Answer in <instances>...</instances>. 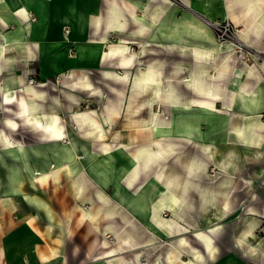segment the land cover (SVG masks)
I'll return each instance as SVG.
<instances>
[{"label": "crops", "instance_id": "0c3cea01", "mask_svg": "<svg viewBox=\"0 0 264 264\" xmlns=\"http://www.w3.org/2000/svg\"><path fill=\"white\" fill-rule=\"evenodd\" d=\"M180 1L183 7L165 0H113V4L110 3L114 6L111 15L115 20V43L109 44L101 32L94 38L90 36L92 21H100V27L103 24V12L91 0H0V106L4 114L8 113L7 109L13 113L3 116L0 131L12 143L21 148L25 146L24 154L18 157L5 150L0 141L1 152L5 158L22 161L28 178L37 186L35 179L42 176V172L46 176L49 172L53 174L54 168L51 164L48 167V163L55 157V150L60 149L56 143H64L62 139L67 141L75 137L86 141L93 151L99 150L92 149V144H104L110 139L111 131L103 140L105 125H110L117 110H112L108 101L119 109L113 116V130L124 111L135 107L140 97H150L149 105L142 108L153 107V116L146 121L149 125L144 127L149 137L147 144L156 139L194 143L189 152L177 153L175 157L170 156L171 145L163 143L169 160H173L178 169L164 166L165 172L158 174L159 181L148 178L144 183L149 182V187L145 184L137 189L146 193L139 194L136 190L122 195V190L129 188L122 186L121 175L138 162L132 158L128 168L126 164L120 165L121 149L111 154H88L86 150L79 153L73 140V150L77 154L87 155L90 161L96 153L102 162L101 175L96 173V166L79 174H87L89 181L84 178L85 185L89 189L93 185L100 192L113 188L115 204L127 209L132 219L147 232L142 247L154 242L153 231L159 232L150 211L158 182L177 193L188 180L184 167L194 170L190 173L196 175V185L201 187L202 177L206 176L208 182L204 187L211 192V197L205 200V205L196 199L194 210L186 203H175V214L164 212L167 219L175 217V222L178 220L188 230L168 233L172 223L167 232H162V236L165 234L171 239L169 249L162 259L147 264H264V0H194L198 7L193 9L187 5L188 0ZM225 18L232 21L235 33L233 39L224 41L227 47L222 49V42L215 40V32L205 21ZM64 27L70 29L68 39H64ZM70 39H76V54L72 46L70 51L73 52L67 55L66 50L72 45ZM86 40L102 45L89 44ZM246 51L248 55H244ZM154 61L161 62V84L150 75L146 80L152 81L153 88L124 81L127 74L112 71L128 70L132 74L137 66ZM33 70H36L35 75ZM29 76L35 78L33 83L28 82ZM160 97L163 101L159 110L170 115L168 121L153 120L157 119L154 113L156 99ZM78 107L95 109L97 116L95 112H73ZM100 127L104 130L102 135L97 133ZM154 128L159 132H154ZM27 143L35 145L29 147ZM65 145H62L65 152L72 151L71 146ZM164 158L167 163V157ZM36 159L44 160L37 166L44 169L31 166L30 160ZM158 160L154 158L152 163ZM208 163L214 173L205 175L203 171ZM29 167L37 174L32 176ZM82 167L83 164L78 165L77 172ZM133 169L136 171V167ZM145 170L150 174V168ZM138 171L142 176L144 170ZM16 175L20 179L14 183ZM60 176H64L63 173ZM8 179L3 188L0 187V194L7 195L8 191L9 195H22L27 204L41 210L48 230L56 227L57 233H63L60 230L63 223H57L56 209L50 200L23 191L20 174H10ZM13 186L16 188L12 189ZM134 196L145 201L146 210L133 199ZM82 197H86L85 192ZM203 207L209 211L202 225L191 228L189 225L197 222L198 214H203L198 208ZM87 210L96 217L93 208ZM193 211L194 218L190 215ZM231 213L233 217L228 218ZM82 217L90 221L88 216L83 214ZM90 223L89 231L97 232ZM18 233L11 232V228L4 231L0 237L3 248L10 247L6 240L14 239ZM98 244V238L94 237L85 249V258L98 259L94 264H113L111 256L115 261L123 257L106 243L96 252ZM134 254L135 264H139V251ZM11 255L4 254V264H9ZM24 261L16 264H30ZM35 264L69 262L67 257L51 248L48 257L38 255Z\"/></svg>", "mask_w": 264, "mask_h": 264}, {"label": "rangeland", "instance_id": "374dc122", "mask_svg": "<svg viewBox=\"0 0 264 264\" xmlns=\"http://www.w3.org/2000/svg\"><path fill=\"white\" fill-rule=\"evenodd\" d=\"M78 1L83 2V0H78ZM85 2H87V0H85ZM91 2L95 4L97 7L101 8L103 12V16H101V23L103 20V24H101L100 27L99 26L100 21H92L90 26V36L94 38L98 35L99 32H101V34H104L106 36V37L104 36V39H106L107 43L109 44L115 43L114 42L115 20L113 15H111V13L113 14V9H114V6L112 5L113 0H91ZM166 3H171L174 6L183 7L180 0H168ZM205 22L212 28L211 25L212 20H207ZM233 29H234V25H233ZM69 30L70 29L68 27H67V31L63 29V32L65 34L64 39H68L67 37ZM70 40L72 45H69V47L67 48L66 50L67 55L69 52L72 53L73 51H75L76 54V47H75L76 39H70ZM215 40L218 42L217 39ZM79 41L82 42L84 40H79ZM85 42L89 44L90 43L98 44L100 45V47L102 45L94 40L93 41L86 40ZM128 44H129L128 49L131 50L130 49L131 45L130 43ZM226 45H227L226 43L222 42L221 44L222 49L227 47ZM71 47L73 48V51H70ZM90 55H94V54H90ZM33 71L35 72V73L33 72V74L35 75L36 70ZM112 71L119 75L127 74L126 78L123 79L124 81L131 80L133 82L151 86V88H153L154 84L152 83V81L151 83L150 82L148 83V81L146 80L147 77L152 75L153 79H157L159 81L158 83L161 84V62L159 61L147 63L145 66L139 65L136 67L134 73L132 74L128 70H123V71L112 70ZM119 80L123 81L122 79H118L117 81ZM207 97L209 96H206L205 98ZM149 99L150 97H140L139 102L137 105H135V107L133 108L129 107L127 111L123 112L120 121L117 122L116 128H114L113 130H111L113 127V116H115L118 113L119 109L116 106H114V104L111 105L110 101H108L112 110L116 109L117 113L113 114L110 125L109 124L105 125L106 132H105V138L103 140H105L108 137L109 131H111L110 139H108L104 144L101 143L99 145H95V144L91 145L92 149L99 151L91 150L89 144L86 143V141L84 142L83 140L76 139L75 137L72 136L71 131L68 130L71 136L73 137L72 140H75L77 144V152L79 153L86 150L88 154L92 152L111 154L112 152L115 151H117L118 153V151H120L119 149H121L120 151L121 153L118 154L120 156L119 158L120 165L126 164L127 166L132 158H134L138 162V165L134 164L131 165L129 168L127 166L128 169H126L121 175L122 178L120 180L122 186L129 188V189H123L122 195H129L131 194V191L135 192L138 188L142 189L141 187L145 184H147V187H149V182L144 183V181H146L148 178L152 179L153 177H158L159 176L158 174L165 172L164 166L169 165L172 170L178 169V165L174 166L173 160H169L168 153H166L167 151L164 149L163 143H166V145L167 143L171 145L172 153L170 156L172 157L178 155L177 153L183 154L185 152H189L192 148V145L194 144L190 141H186V143L184 142L179 143V139H176L177 141L171 140V142L173 141V143L171 142L169 143L168 140L164 141L161 139H156L153 142L151 141V143L153 144L155 143L154 144L155 146H152L150 142L147 144V139L149 137H147L148 134L147 131H145L144 127L149 125L146 121H148L153 116L152 113L153 107L152 106L151 108L147 107L145 108V110H143L142 108L144 105L147 104L149 105L148 102ZM162 99L163 97H160V100L156 99V102L158 104L154 116L157 119L156 120L153 119L154 121H158L159 119H161L162 121L169 120L170 115L167 112L163 113L162 110L161 111L159 110L160 103L163 101ZM155 106L156 104L154 105V108ZM7 111L8 113H5L7 114V116L13 115L11 109H7ZM76 111L95 112L96 116L98 113L95 109L83 110L80 109L79 107L76 108L75 111L73 112ZM5 114L3 113V108L0 106V127H2L1 121H3L2 118ZM155 123L160 124L162 122H155ZM152 126L160 127V125H152ZM74 129L77 130L80 135H82L81 131L75 128V126ZM137 129H139L140 131L139 134H137L138 131ZM154 132L156 133L159 132V129L154 128ZM86 140L90 141L89 139ZM62 141H64V143L61 144L56 143V145H58L60 149L55 150L56 155L53 158V160H51L48 163V167L51 164L52 167L54 168L55 162L56 163L62 162L63 165H66L67 163L66 160L61 158L62 154L65 152L62 146L65 144V139H62ZM26 145L31 147L34 146L35 143H27ZM23 147H25L24 144ZM2 148H3L2 145H0V187L5 185L10 180L8 179L10 174L11 175H13L14 173L20 174L23 180V185H22L23 191L27 192V194L30 193L29 195L31 194H33L32 196L35 195L34 197L37 196L41 199L43 198L46 201L50 200L49 202H51L54 205L56 209L55 215H56L57 223L58 224L63 223V226H60V230H62L63 233H57L56 231L57 230L59 231V229H57L56 227H53L51 230L50 229L48 230L47 226H45V220L42 218L41 210L35 208L32 205L27 204L25 202L26 200L23 198L22 195H11V194L9 195L8 191L5 190L7 191L6 193L7 195H4V193L0 194V237L2 233L8 230L9 228H11V232L18 231L19 233L16 234V237L14 239L6 240L8 243L11 244L10 247L3 248V244H2L3 241L0 240V255H1L0 264H4L3 261L5 260L4 254L7 255L12 254L11 257L9 258L10 259L9 264H16V262L18 261H21V263H25L24 260L28 261L30 264H35L37 262L38 255L40 258L48 257L51 248L56 249L61 255L67 257L69 264H94L98 259H94L93 257L85 258V249L89 247L90 240H92V238L94 237H97L99 242L96 252H98L100 249H103L104 248L103 245L106 243L107 246H111L112 248H114L115 252H118V255L121 254L123 256L122 258H120V260H116V261L113 260L112 259L113 256H111L110 261H112L113 264H135L136 255L134 253L137 251H139L138 254L139 264H145V263L147 264L148 262H153L154 260L158 261L159 259H162L163 255L169 249L171 239L170 237L165 236V234L162 236V232L164 230L160 228H159L160 234L158 231H153V233L156 235V237L154 238V242L151 243L150 245L146 243V245H143L141 247L140 245L142 243H145L146 241L144 240V238H146L144 236H146L147 232H145V229L142 226H140L139 223H137L135 220L132 219L130 213L126 211L127 209L124 210V208H122L118 203L115 204L116 203L115 201L117 200L112 197L113 188L108 187L100 192V190H98L97 187H94L93 185L91 186L90 189L88 185L87 186L85 185V179L86 181H89L87 174L85 173H82L81 175L79 174L84 171L88 172L89 168L94 169V166H97V162L89 161L87 155L85 156L82 154H78L79 159L77 158L75 161L70 163V166L75 169L78 165L79 167H81V164L84 165V167H82L79 170V172H77V174L74 175L76 182L75 184L73 181L74 180L73 177L66 175L65 174L66 171H64V167L62 166L58 170L54 168L53 174L49 172L48 176H46L45 172H42V176H39L38 178L35 179L38 183L37 184L38 187H37L35 183L28 178L25 171V166L22 163V161L16 159L14 160L8 157H6L7 158L6 159L1 152ZM164 157H167V161H166L167 163H165ZM154 158H159L158 162L152 163ZM41 161L43 162L44 160L36 159V161L30 160L31 163L29 161L28 162L32 164L31 165L32 167L38 168L37 167L38 163L39 162L41 163ZM99 161L100 159L98 160V162ZM89 164L91 166H89ZM205 164H207V162ZM135 167H136V171L139 170L138 172L144 170L142 176H140L141 174H138L133 169ZM206 167L207 168L204 169L203 171L205 175H208L209 173L212 174L214 173L210 171L211 169L210 163H208ZM147 168L151 169L149 172L150 174H146L145 169ZM38 169H44V168H38ZM190 171H194V170H190V169L186 170L184 167V172H186L185 176H187L188 180L186 183H184L181 187L178 188L177 190L178 198H175V203L176 204L181 203L182 205L186 203L194 210L195 200L197 199L198 201H200V203L202 201L203 205H205L204 204L205 200L208 197H211V192L206 191L204 187L206 182H208L207 179L205 178L206 176L202 177L201 187H200L195 184L197 178L196 175H194L192 172L190 173ZM35 172L37 174V171ZM61 173H63L64 176H60ZM173 173L175 172H171L170 174ZM77 175L79 176L76 178ZM49 179H50V183H48ZM132 179H135L137 183L133 182ZM138 179H141L142 181L138 182ZM43 183L45 185H43ZM46 183H48V185ZM6 187L8 189V185ZM138 190L136 193L139 194L146 193V192H142L143 190L141 191ZM84 192L86 197H82ZM85 201L86 203H84ZM151 202L152 201H150V205H152ZM90 208H93L96 215L95 218L92 217L90 210H87ZM198 211L199 212L202 211L203 214L202 215L198 214L197 222L195 224L189 225L191 226V228H193L194 225L195 226L202 225L201 222L204 220L206 216V212L209 211V208L203 207L201 208V210L200 208H198ZM84 212L88 214L89 218L91 217L89 222H86L83 219L82 215L84 214ZM190 215L194 218L195 217L194 211ZM233 215L234 214L231 213L230 215H228V218L233 217ZM30 216H34L35 218L30 219L29 218ZM167 217H172V216H167ZM172 218L175 219V217ZM90 222L92 223L93 226L97 228V232H95L96 234L91 233L89 231ZM179 224L180 223H178V220L174 222L171 225L170 231L168 233H171L174 230L177 231H182L183 229L184 231L185 229L188 230L187 226L180 224V226L182 225V227H180ZM53 236L56 238H52ZM138 245L139 248L136 249ZM147 248L148 250H146Z\"/></svg>", "mask_w": 264, "mask_h": 264}, {"label": "bare ground", "instance_id": "6f19581e", "mask_svg": "<svg viewBox=\"0 0 264 264\" xmlns=\"http://www.w3.org/2000/svg\"><path fill=\"white\" fill-rule=\"evenodd\" d=\"M166 2L168 0H165ZM187 5L190 7V8H196L198 7V2L197 1H194V0H191L187 3ZM64 29H67V27ZM120 45V44H119ZM150 78V77H149ZM207 109H210V107L206 106ZM39 115V114H37ZM52 122V121H51ZM51 124V123H50ZM34 125V124H33ZM41 127V126H40ZM14 128V127H13ZM39 128V127H38ZM48 128V127H47ZM47 130V129H46ZM50 131V130H49ZM103 128L100 127L98 129V132L99 134H103ZM63 132V131H62ZM93 132V131H91ZM52 134V133H51ZM53 134H55L53 132ZM0 138H1V141L3 142V146L5 147V150L8 149L9 151H11L13 154H17L18 157H20L21 155L24 154V148L22 147L21 148V145H16V143H12L11 141H9L8 139L5 138V136H3V134L1 133L0 131ZM65 144H69L68 146H71V149L72 151H67L64 153V155L62 156L63 159H66V165H63L62 162H57L55 163L54 165V168H56L57 170L60 169V167H64L65 171L70 175V176H73V181H74V184L76 183L75 182V172H77L76 169H73L71 166H70V163L76 158L79 159V155L77 154L76 151H74V143H73V140H71V138L67 141H65ZM67 145H65L64 147H66ZM86 154V153H85ZM100 158L97 156L96 153L93 154V158L90 159L91 162L93 161H96L97 162V166H96V173L97 174H102L100 171H99V167H101L102 165V162L99 161ZM65 164V163H64ZM29 169V173L34 176L36 175V172L32 169V168H28ZM16 179L14 181V183L18 182L19 179H20V176L16 175ZM33 179V178H32ZM104 179V178H103ZM102 179V180H103ZM154 180L156 181H159L157 177H154ZM159 185V186H158ZM158 185L157 187L158 188V192L156 194V197L153 198V201H152V206L153 208L150 210L153 212L154 216V226H156L157 228H160V229H163L164 232H167L168 231V228L169 226L175 222V219L174 218H171V219H167L164 215V212H168V211H171L172 213H176V209H175V198H178L177 197V193L174 189L168 187L165 183H161V182H158ZM76 187V185H75ZM16 187L13 186L12 189H15ZM133 199L135 200H138L139 202V205L141 206V208L143 210H146L147 207H146V203L143 199L137 197V196H134ZM131 201V200H130ZM90 213V212H89ZM84 215L88 216V214L86 212H84ZM91 218V217H90Z\"/></svg>", "mask_w": 264, "mask_h": 264}, {"label": "built area", "instance_id": "2783aa9c", "mask_svg": "<svg viewBox=\"0 0 264 264\" xmlns=\"http://www.w3.org/2000/svg\"><path fill=\"white\" fill-rule=\"evenodd\" d=\"M211 25L215 32L214 33L215 37L219 42H224V41L233 39V35H234L233 33L235 32L233 29V23L230 19L225 18V19H220V20H212ZM65 30L67 31V29ZM248 53L249 51H246L244 55L246 54L248 55ZM34 81H35V78L33 76L28 77V82L33 83Z\"/></svg>", "mask_w": 264, "mask_h": 264}]
</instances>
